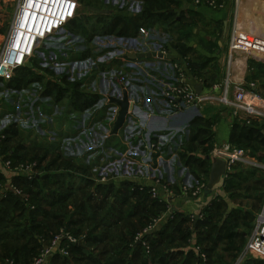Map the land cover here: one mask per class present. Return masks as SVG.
I'll use <instances>...</instances> for the list:
<instances>
[{
	"label": "crops",
	"instance_id": "crops-1",
	"mask_svg": "<svg viewBox=\"0 0 264 264\" xmlns=\"http://www.w3.org/2000/svg\"><path fill=\"white\" fill-rule=\"evenodd\" d=\"M16 1L17 0H15V4ZM173 1L174 5L171 7L175 8L176 6H181L179 4L177 5L176 0ZM132 2L137 6V11L133 13H131L128 9L118 10L114 6V3L110 0H99L97 5L94 7L89 6V16L86 19H89L91 23L90 25H93L91 29V34L93 36L91 35V39L102 34L105 36L110 34L115 36L118 34L117 36H120L119 33L121 32L126 33V35H122L125 39H138V30L140 28H144L151 31L153 36L152 42L158 44V48L162 49L160 51L165 54L164 58L149 56L150 58L146 60L152 62L153 66L160 68H162V65L165 63L176 64L181 70L184 80L188 85L194 89L196 86H200L199 92L195 89L197 93H207L213 86L222 85L226 79H229L232 86L243 84L250 88V85H253L255 92L260 94L258 90V88L261 87L259 79L262 75H264V0H224L223 7L215 11L203 6L195 7L192 5L191 1L187 3L185 7L181 8V12L176 18L172 16L174 15V12L169 10L166 14L165 21H160L155 18H153L152 21L151 17H153V15L150 10L147 12V15L149 14L148 19H150V21L147 22L146 25L141 26H138L139 24L137 22L144 20L143 15H146L143 13L145 12L144 0H132ZM91 9H97L104 12L96 14L92 12ZM113 17L116 18L115 23L109 19ZM171 18L174 20L170 23L167 22L170 21L169 19ZM11 19L12 15L8 22L4 39ZM79 19L80 17L78 15L74 20L77 21ZM86 19H84V21ZM106 19H109V22L106 21ZM128 20L130 23L127 25ZM159 22H161L164 26L166 25L167 28L171 29V31L173 30L175 33L176 31L183 33L180 31V28L183 26L185 28L186 26L188 29L183 34L185 36L191 35L195 42H190L185 46L177 44L178 35H171L167 28L161 30L163 27L157 25ZM119 23L122 24L121 28L117 29V27L114 32H111L110 30L112 26L115 24L118 25ZM125 27L127 28L124 29ZM73 37H75V35H73ZM233 37H235L237 41L236 44H238V48L233 49L232 60L229 61L228 57L230 53V44ZM90 47L93 50L94 47L91 42ZM87 51H91V49L89 48ZM191 51H193V54L196 56L203 57L204 59L192 60L190 58ZM84 52L90 53L86 52V50ZM92 52H95V50ZM82 53H77L76 57L81 58ZM189 62L198 66V71L194 72V74L187 68V63ZM258 65H261L263 68L262 71L257 69ZM141 99L144 102H137L131 107L132 123L134 126L140 127L139 129H141L143 137L157 136L166 138L164 143H167V146L163 147L162 156L160 159L154 158L151 163L154 166L153 170L156 171V173L163 180V183H165L174 193L173 197L164 202V204H166V206H164L166 211H164L161 216L167 213L168 217L162 223L157 225V228L154 229V231H159L161 224L167 223L169 219H173L177 215H181L182 217L190 216L189 218L193 221L190 222L192 223L191 227H193L192 232H194V223L197 220H202L204 209L207 207L214 209L215 207V212H218L221 216V221L217 224L218 226L216 225L217 227L215 230L223 233V228L226 229L227 225H229V222L226 223L229 218L235 221L239 220V218L234 216V210H240L241 207H245V205L251 207L253 205L257 206L258 204L257 209H255V206L253 207L254 217L251 216L253 223L247 226L248 232L244 233L246 241L240 245L237 244L240 251L232 264H243L244 261L245 263L248 261L247 264H264V260L256 258H247L239 262V259L254 229L256 217L261 212L264 205V171H253L254 173L246 175L245 173L247 170H252L241 165H235L231 168L232 174L235 172L238 174L240 170L242 174L236 177L235 187L232 189H226L224 187V180L229 175L227 173L215 186L211 194L205 196V189L208 182L212 159H210L209 156L207 157V155L203 156L200 152L202 151L200 147H198L199 151L197 148L195 149L198 151L199 155L197 154V158L194 160L197 159L201 162L202 160H205L209 164L207 177L199 175L201 173H197V171L200 172L199 165L201 162L198 165L194 163V161H189L188 163L187 160L189 157H192L193 153L189 152L186 149V146H184L187 153L184 152L183 149V153L179 157L178 152H180L181 149L176 146V141L180 142L184 137H186V134L188 137H191V134L193 133L204 136L203 139L201 138L199 143H203L204 141L206 142L207 140L214 142L212 147L215 144L218 146L225 144L234 146V140H238L244 144L246 141H244L242 135L245 133V129L252 128L254 130H260L261 136L255 143L257 145L259 142H262V144H259L258 148V153H260L259 156H253L249 150L243 148L241 149L245 150L250 157L264 164V120L253 119L250 121H244L232 116L227 109L213 105H206L200 107L199 109L191 108L178 112L172 116H166L163 114H157L152 107H149L144 95H141ZM193 123H197L198 126L193 127ZM128 127L127 131L131 129V126ZM66 131L63 123L61 132L65 134ZM127 131L126 133L128 134ZM121 138L122 136H117L114 140L121 143ZM129 141L131 144L135 143V141ZM191 143H194V141ZM107 149L109 152H112L114 149H118L120 151L123 150V152L125 151V154L127 155V150L129 148H127V145L125 147L122 145L117 147L116 144H113L108 146ZM177 156L179 161L176 160ZM134 161V167H132L135 170L134 175L128 177L125 173H121L118 180H111L107 182V185L113 187L119 185L121 187L118 189L119 191L121 189L124 190L125 188H123V185L127 183L135 186L132 187L131 190L138 189L139 185H142L145 189L150 188L153 184L151 176L146 174V170L143 169V165L139 163V161ZM125 164L127 170L131 163L125 162ZM193 165L197 166L195 169L196 171L192 168L194 167ZM0 169L2 170L0 174L8 177L5 179V183L0 184L6 185L12 176L9 175L8 171H6L1 164ZM198 181L204 182V187L199 195L195 198L183 197L184 188L187 189V187H191L189 188V191H195V185ZM94 183H97L96 180H94ZM257 186L259 188H257ZM241 190L247 192V196L246 194L242 195ZM6 199L8 198L0 196V202H4ZM112 201L114 202L113 199ZM196 205L200 210L194 212L193 209ZM68 211L71 213L75 211V204L74 206H68ZM39 212L41 211L27 209L22 211L20 208L7 209L0 211V217L7 218L13 222L17 221V223H22L25 226L26 231L32 235L33 241H37L38 247L51 248L53 246L52 243L48 244L47 241H45L41 244L42 239H38L36 231L46 233L47 235L44 238H48L55 232L56 226L53 225L52 220L48 221V219H43L41 216L42 214ZM161 216H159V218ZM220 216L217 218L219 219ZM235 232L237 235H242V232L238 227L235 229ZM200 233L201 231L198 232V234ZM151 234H153V232ZM187 243L188 244L183 249L185 256H181L178 261L185 260L186 256L191 251L196 254H200L201 247L199 248L196 246L195 235H192V238L187 240ZM65 248H67V246ZM71 249L72 248L67 249L66 255H63L61 252H59V255L55 258L53 255L50 259H48L47 264H85L82 261L75 262V253L73 254V251L75 252V250ZM91 250L96 254L100 252L99 247H93ZM202 255L204 254H201V256ZM8 256L0 254V262L3 261L2 258H6ZM102 258L103 257H99V259ZM129 258H131V256H129ZM6 259L8 260L4 259L1 264H20L19 262L14 263L13 259ZM138 263L139 261L137 264Z\"/></svg>",
	"mask_w": 264,
	"mask_h": 264
},
{
	"label": "built area",
	"instance_id": "built-area-1",
	"mask_svg": "<svg viewBox=\"0 0 264 264\" xmlns=\"http://www.w3.org/2000/svg\"><path fill=\"white\" fill-rule=\"evenodd\" d=\"M110 1L118 10L128 9L131 13L137 11V6L132 0ZM223 3L224 0H192L193 6H203L213 11L221 9ZM79 7L77 0L16 1L8 31L0 48V100L6 101L4 93H8V96H11L10 105L12 107L8 113L0 114V120H2L0 121V143L6 139V133L11 129L18 130L22 134H39V129L46 130V124H44L46 119L51 121L57 116L58 109L55 108L56 113L53 111L51 95L44 94L45 83H52L53 81L47 75L43 76V73L39 72L40 70L36 72L34 64L29 63L34 60L38 53L46 52L47 40L60 33L71 34L67 30V25L77 18ZM138 36V39H125L123 36L111 34L105 36L102 34L90 40L99 54L109 59L108 63L104 65L103 77L111 83V86L103 94L99 92L100 99L94 107H99L97 114L100 116V120L108 121L110 135L107 137L109 140H114L123 134L121 143H126L124 147L128 146V156L123 150L114 149L109 152L107 147L101 146L102 149L98 150L92 145L84 148L83 154L79 155L74 147L76 142L75 122L72 130L65 135L63 134L67 136L62 141V149L74 157H82L87 154L84 163L91 166V172L96 176V182L99 184L118 180L121 175V171L119 173L118 169L122 167H124L126 176L134 175L135 170L132 168L134 167V160L139 161L143 165V169L146 170V174L151 176L153 181L152 186L146 189L149 196L158 202H165L173 197L174 193L153 170L154 166L151 161L154 158L160 159L162 156L166 138L143 137L140 127L133 125L131 107L137 102H144L141 95L145 96L149 107H152L157 114L172 116L183 110L213 105L227 109L232 116L244 121L264 120V96L255 92L253 85H250V88L243 84L232 86L229 79H226L222 85L213 86L207 93H197L185 82L184 76L176 64L165 63L160 68L153 66L152 62L146 60L150 57L164 58L165 56L164 52L160 51L162 49L158 48V44L152 42L153 36L150 30L140 28ZM236 42L235 37H233L230 44L229 61L232 60L233 49L238 48ZM82 58L78 57L76 61H82ZM20 70L30 71L34 73L35 77L41 76L42 82L20 83L16 78V74ZM68 77L66 74L69 81L75 82V78L70 80ZM13 80L16 81V87H9ZM60 80L57 84H60ZM39 91L42 102L36 100V94ZM123 91L126 92L128 98V114L123 126L113 135L112 130L119 113V107L113 104L111 99L121 100ZM88 111L89 109L86 112ZM5 118L7 120L3 122ZM21 122H26V125ZM128 126H131V129L127 131ZM82 129L84 128L82 127ZM44 135L47 136L48 133ZM81 135L80 133L79 136ZM129 140L135 141V143L131 144ZM209 158L224 161L228 174L235 165L264 171V164L250 157L245 150L230 144L221 146L215 144L210 150ZM125 162L131 163L127 170ZM0 164L10 176H19L24 181H31L37 174L35 162L14 165L10 159L0 155ZM100 168L103 170L101 173ZM11 179L4 187L0 184V196H5L6 191H11L16 196H24L22 191L11 183ZM198 182H196L195 191H189L191 187L184 188L183 197H197L204 187L203 181ZM144 189L142 185H139L138 190L143 191ZM167 217L168 214L165 213L144 232H151ZM138 237L137 241L140 243L141 236ZM61 238L67 239L72 244L81 242L70 236H60L55 238L52 247ZM52 247L44 249L31 264H47V257ZM61 253L67 254L64 250H61ZM201 257L205 260L204 255ZM247 258L264 260V205L256 217L254 229L239 262Z\"/></svg>",
	"mask_w": 264,
	"mask_h": 264
},
{
	"label": "trees",
	"instance_id": "trees-1",
	"mask_svg": "<svg viewBox=\"0 0 264 264\" xmlns=\"http://www.w3.org/2000/svg\"><path fill=\"white\" fill-rule=\"evenodd\" d=\"M165 3L170 6L174 5L173 0H163L162 4H160L158 0H144L146 10L143 13L147 14V12L154 9L156 6L162 7ZM79 21L81 20H73L69 23L67 25L68 32L75 35V26H78ZM129 23L130 21L128 20L127 25ZM116 28L117 26L115 24L112 26L110 31L114 32ZM119 34L120 36L126 35V33L123 32ZM92 36L88 38L89 41ZM82 37L85 38L84 35ZM86 52L90 51L86 50ZM88 54L90 53L84 52L82 53V57L88 56ZM187 68L193 74L198 71V66L190 62L187 63ZM257 69L259 71L263 70L261 65H258ZM29 81L42 82V77L39 75L38 77H35L34 75L25 83H28ZM62 81L63 83L60 80V84L55 85H53V83H45L44 94H50L52 97L53 89H56V97H54V100L53 97L51 98L52 106L57 108V106L65 105L63 118L68 120L70 123L69 129L65 132L66 134L72 130L74 122H78L79 118L75 117V113L83 114L85 110L91 108L92 104L95 103L94 100L96 98L88 99L81 92H75V88L77 89L81 82H69L65 76L62 78ZM9 87H16V81H11ZM67 94L73 95V99H70L69 101L70 103H67L66 101V103L58 104L60 100H63L65 96H68ZM98 101L96 103H98ZM67 105L68 108L66 109ZM58 115L59 112L57 111V116L54 120H61V116L63 114L61 113L60 116ZM61 126L62 125H59V129ZM197 126V123H193V127ZM245 130L246 131L242 135V138L246 141V143L242 144L238 140H234L233 144L235 147L247 149L253 156H257L256 152L259 148V144H262V142H259V144H257L258 146L255 144L257 139L261 136L260 130H254L252 128H247ZM64 135L62 133L57 134L58 138L56 140V146L52 145V147L42 146V143H40L39 146L33 142L32 145H29V147H31V153H33L31 157L27 155L28 153L25 151L26 148L22 146L20 156H18L14 151H6L10 141L12 142V140L17 138L19 139V137L22 136V133L18 130L11 129L8 131L6 133V139L0 143V155H4L6 158L10 159L14 165L19 164V162H35L37 164V174L31 181H24L23 178L19 176L12 177L11 183L15 187L19 188L24 195H26L16 196L11 191H6L5 198L8 199L4 202H0V211L17 209V204L22 206V208H20L22 211L25 209L33 211L40 210L41 212L39 213L42 214V218H45L46 220L48 219V221L52 220L53 225L56 226V229L60 233L53 238H44L47 235L46 233L36 231L38 239H42L41 244L45 241H47L48 244L53 243L55 238L60 236H70L82 242V245L79 246L78 244H72L65 239L61 243L58 252L54 255V258L59 255L61 250L67 252L68 248H72L71 250H75V252L73 251V254L75 253V262L82 261L85 264H137L138 261V264H232L234 262L240 251L236 242L238 235L235 232V229H237L238 224L235 220L229 218L226 222H229V225H227L226 229L223 228V233L217 232L215 228L218 225L214 227L211 225L214 218L217 216L215 213L213 214V208L207 207L204 209L202 220L195 221L194 224L196 226L194 225V232H192L193 227L184 229L182 225L184 226L190 221L181 215H177L173 219H169L167 223L161 224L159 231H153V234L145 233L144 231L156 219H158L164 211H166L164 207L166 204L152 199L146 189L143 191H138V189L131 190V188L135 186L132 184L130 185L129 183L123 185V188H125L124 192L120 193L117 191L116 196H120L121 198H116L115 196L110 199L106 196V194L112 191L113 186L107 185V183H94L96 176L91 172V166L84 163L87 154H84L82 157H74L64 151L62 149V141L67 136ZM60 143L61 147L59 145ZM35 148H37L36 151L44 152V155L39 158L37 152H34ZM200 152L203 156L207 155V157L210 153V151L207 152L206 150H202ZM51 153L54 155L53 162L55 164L59 162L61 165L65 166L64 172L68 175L65 173H58L59 176H54L55 174L50 175L42 170L41 172L43 174L38 173L42 166L41 162L43 158ZM192 158L193 157L188 158V163L192 160ZM193 161L195 163L198 160L196 159ZM76 163L77 165H75ZM51 165L52 162H50V167ZM199 169V173H201L199 175L207 177L209 170V164L207 161L202 160L199 165ZM249 169L252 171L247 170L245 173L246 175L254 173L253 171H258V169ZM238 174L236 172L233 174L232 172L229 173L224 180V187L226 189H232L235 187L236 177L242 175L241 170ZM71 175L74 176L71 177ZM3 177L4 176L0 174V182H2V184L6 182ZM41 182H49L50 186L57 187L58 189L50 193L47 192L44 196H41L39 191L35 192L34 190L37 183ZM75 183L78 184L75 186ZM128 189H130V192H128ZM91 191L93 192L91 193ZM95 192H98L99 195L102 196V198L99 199V202H95L97 197ZM133 199L136 200V202L132 204L129 200L132 201ZM116 201L117 203H115ZM74 204L75 211L71 213L68 211V206H74ZM130 206H133L135 211L133 209H130L127 212L123 210L129 208ZM137 209L141 210L140 213H151L152 218L150 221H147L146 224H144V221H140L138 222L139 225L131 222V220L138 218L136 213ZM5 219L9 220L7 218L0 217V243L2 245H6V241H8V236L6 235H9L12 231H14V233H18V236L13 242H23L27 238H30L32 240V246H30V249H34L32 247H38L37 241H33L32 235L26 231V228L22 223H17V221L13 222L12 220L6 221ZM174 220L176 222L179 220L180 223L178 222V224H174ZM220 221L221 216L218 219V223ZM137 226L138 228L133 230V228ZM199 231H201L200 234H198ZM140 233H143L144 236L141 238L139 243L136 240V237ZM192 235H195L196 246L199 248L201 247L200 254H196L191 251L188 253L185 260L178 261L181 256H185V253L183 252L185 247H180V244L184 243L186 246L188 244L187 240L191 239ZM26 245H28L27 242L20 249L27 247ZM66 246L67 248H65ZM93 247H99L100 252L97 254L94 253L91 250ZM46 248L48 247H42L41 250L33 256L31 263ZM201 254L205 255V260L201 257ZM5 255H10L8 258L13 259L14 263L19 262L20 264H24L18 256V253ZM129 256H131V258H129ZM99 257L103 258L99 259ZM247 262L245 263L244 261L243 264H247Z\"/></svg>",
	"mask_w": 264,
	"mask_h": 264
},
{
	"label": "rangeland",
	"instance_id": "rangeland-1",
	"mask_svg": "<svg viewBox=\"0 0 264 264\" xmlns=\"http://www.w3.org/2000/svg\"><path fill=\"white\" fill-rule=\"evenodd\" d=\"M160 2V4H162L163 0H158ZM192 0H176L177 5H181V6H176L171 7L170 5H167L166 3L164 4V6L160 7V6H156L154 9L151 10V14L153 15V17H151V20L153 21V18L158 19L160 21H165L166 19V14L169 10H172L174 12V18L179 16V13L181 12V8L185 7L187 3L191 2ZM78 4H79V10H78V15L80 17L78 22V26H75V37H72L74 34H68V33H60L57 34L55 37H53L50 40H47V50L45 53H38L36 55V57L34 58V60L32 62H30L29 64H34V67L36 68V72L38 70H40V73H43V76H48L53 82V85L59 83L58 81L60 80L61 77L66 78V74L69 76L68 78L71 80L72 78H75V83L77 82H81L80 85H78L77 89L75 88V92H81L82 94H84V96H86L88 99L90 98H96L94 100V102L96 103L99 100L98 94L99 92H101L102 94L109 88V86H111V83L108 82L106 80V78L103 77V73H104V65H106L109 61V59L105 58L104 56H101V54H99V52L93 48V50L95 49V52H92V48L90 47V42L88 41V38L92 35L91 34V29L93 25H90V21L89 19H86L89 16L88 13V7L92 6L94 7L95 5H97V3L99 2V0H77ZM14 4H15V0H0V48L2 46L3 43V39H4V35L8 26V22L10 20V17L12 15L13 12V8H14ZM145 8V5H144ZM146 10V9H145ZM149 14L147 15H143L144 20L138 21L137 23L139 24L138 26L141 25H146L147 22L150 21V19H148ZM84 19H86L84 21ZM112 20L113 23H115L116 18H109ZM109 19H106V21H108ZM170 21L167 22H172L174 19L171 18L169 19ZM83 22V23H82ZM85 22V23H84ZM109 22V21H108ZM111 22V21H110ZM157 25L163 27L161 28H167L166 25H162L161 22H159ZM118 28L120 29L122 24H118L116 25ZM187 27L184 26L180 28V31H182L183 33L185 31H187ZM167 30L169 31V33L173 36L178 35V39L177 38V44H182V45H186L189 44L190 42H195V40H193L191 35H184L181 32L176 31L173 32V30L171 31V29L167 28ZM65 32V30H64ZM78 32V33H77ZM83 32V33H82ZM80 33V34H79ZM86 33V34H84ZM85 36L82 37L83 35ZM182 38V39H181ZM94 43V42H93ZM176 43V42H175ZM93 45V44H92ZM89 48L91 49L90 54L88 56H85L82 58V61H76L77 59V53H82L85 50H89ZM99 50V49H98ZM187 52V51H186ZM189 54V52H188ZM191 59L192 60H203V57H198L195 54H193V51H191ZM75 60V61H74ZM106 63V64H105ZM28 68V67H26ZM34 73L30 72V71H18L16 74V78L19 80L20 83H25L29 78L33 77ZM39 74V73H38ZM58 75H62V76H58ZM87 77V79L84 80V78ZM89 77V78H88ZM84 80V81H83ZM260 80V84L261 87L258 88L259 92L261 95H264V75L261 76ZM61 82L63 83V81L61 80ZM71 82V81H69ZM85 82V83H83ZM3 91H5L3 89ZM57 91L56 89H53L52 92V97L54 100V97H56ZM36 94V93H35ZM68 96H65L63 98V100H60V102L58 104H63V103H70V99H73V95L71 94H67ZM4 98L6 101L4 100H0V114H4V113H8V111L12 110V107L10 105V101H11V96H8V93H4ZM98 98V99H97ZM36 100H39L42 102L41 96H40V91L36 94ZM46 100V99H43ZM94 103V104H95ZM92 104L91 108H89V111L86 112L87 110L84 111L83 114H76L75 113V117L79 118L78 122H75L74 128H75V138H76V142H75V150H77V152L79 153V155H82L84 152V148H88V146L92 145V147H96L98 148V150H101V146L102 147H108L110 145L116 144L117 147H119L120 145L124 146V142L123 143H119L117 140H109L107 136L110 135V128L108 127V121L105 120H100V116L97 114L99 107H94L95 105ZM101 106V104H100ZM65 105H61V106H57L59 115H61V113L63 114L61 116V120L58 121V119L56 120H48V118L46 119V122L44 124H46V130L44 129H39L38 132H40L39 134H35L32 133L31 136H29V134H22V136L19 137V139H15L12 140V142L10 141L8 143V147L6 148V151L8 152V150L10 151H14L16 152V154L18 156H20V152L22 151V147L26 148V152L28 153V156H32L33 153H31V147H29V145H32L33 142H35L36 145L40 146V143H42V146H50L52 147V145L56 146V140L58 138L57 134H60L63 132H61V128L59 129V125L64 124L65 127V131L67 129H69V121L66 120L64 117V113H65ZM68 108V105L66 106V109ZM53 111L56 113L57 110H55L54 106H53ZM95 112V113H94ZM21 119V116H20ZM6 118L3 120V122H6ZM75 120V119H73ZM2 121V120H0ZM68 124H67V123ZM23 123V125H26V122H21ZM58 123V124H57ZM48 127V129H47ZM62 127V126H61ZM82 127L84 129H82ZM32 128V127H30ZM35 129V126H34ZM64 130V128H63ZM27 133V132H26ZM45 133H48L47 136H44ZM80 133L82 134L81 136ZM79 136V137H78ZM122 136V134H121ZM186 137H184L180 142L176 141V146H178L179 151L178 155L180 157V155L183 153V149L184 146H186V149L189 152H192V160L193 161L194 158H197V154H198V147H200L201 150H206L207 152L210 151L212 144L214 142H212L211 140H207L206 142L204 141L203 143H199L201 138L203 139L204 136L203 135H196V134H191V137H188V135H185ZM78 137V138H77ZM55 138V139H54ZM168 138V137H167ZM35 139V140H34ZM104 140V142L102 143V141ZM168 140V139H167ZM192 141H194V143H191ZM49 143V144H48ZM47 144V145H46ZM199 144V145H198ZM61 146V143L59 144ZM22 146V147H21ZM167 146V143L166 145ZM128 148V146H127ZM197 148L198 151H196L195 149ZM37 148L34 149V152H37L39 158L42 157L44 155V152H40V151H36ZM56 149V148H53ZM184 152L187 153V151ZM107 154H110L109 152H107ZM260 153H258V150L256 152V155H259ZM199 155V154H198ZM54 159V155L51 153L49 155H47L46 157L43 158L41 164V168L40 171L38 172L39 174H43L41 172L44 171L45 173L47 172L50 175L55 174L54 176H59L58 173L61 174H67L66 172H64V168L65 166L61 165V163L57 162V164H55L53 161ZM176 160L179 161L178 156L176 158ZM50 162H52V165L50 167ZM201 161H196L195 163L198 165ZM21 164V162H19ZM28 163V162H25ZM111 163H113V161H111ZM60 165V166H59ZM77 165V163L75 164ZM48 166V167H47ZM194 167H192L194 170L196 169L197 166L193 165ZM76 167V166H75ZM39 170V169H38ZM2 170L0 169V172ZM124 172V167L118 169V172L120 173ZM196 171V170H195ZM72 172V171H69ZM103 172L102 168H100V173ZM197 173H199V171H197ZM68 175V174H67ZM9 176V175H8ZM74 175H71V177H73ZM119 177V175L117 176V178ZM4 180L6 178H8L7 176L3 177ZM75 181V180H73ZM53 182V180H52ZM2 183V182H0ZM77 184L75 183V186ZM4 187V185L2 186ZM119 188H121L119 185H116L112 188V191L108 192L106 194V196H108L110 199L116 196L117 191L118 192H124V190H118ZM257 188H259L257 186ZM58 189L57 187H53L49 185V182H41V183H37L36 187L34 188L35 192L39 191L41 193V196H44V194H46L47 192H53L54 190ZM92 189V187H91ZM90 189V190H91ZM89 190V191H90ZM93 190V189H92ZM93 191H91L92 193ZM128 192H130V189H128ZM75 194V193H74ZM96 194V201L95 202H99V199L102 198V196L99 195L98 192H95ZM241 194L247 196V192H245L244 190H241ZM26 195V194H25ZM24 195V196H25ZM79 197V196H78ZM116 198H121L120 196H116ZM109 199V200H110ZM130 203H135L136 200H129ZM117 203V201L115 202ZM255 206V209H257L256 205H253L251 207H249L248 205H245V207H241L240 210H234V216L239 218L238 221H235L238 223V228L239 230H241L242 235H238V237L236 238V242L238 245H240L241 243H245L246 238L244 233L248 232L247 231V226L249 224H252L253 220L251 219V216L254 217V212H253V207ZM46 207V206H45ZM18 208H22V206L17 204V209ZM47 208V207H46ZM134 210L133 206H130L127 209H123L125 210V212H127L128 210ZM215 209V207H214ZM213 209L214 213L216 214V216H220L218 212H215V210ZM199 207L196 205L195 208L193 209V211H199ZM141 210L137 209L136 213H137V219L131 220V222L138 224V222L140 221H144V224H146L147 221H150V219L152 218L151 213H140ZM222 212V211H221ZM213 213V214H214ZM184 217V216H183ZM190 216H186L185 218L187 220H189L190 222L192 221V219L189 218ZM214 218V221L211 223L212 226H216L218 223V218ZM243 218V219H242ZM242 219V220H241ZM175 221V220H174ZM141 222V223H142ZM178 222L180 223V221L178 220L177 222L175 221L174 224H178ZM186 223L184 226L182 225V227L184 229L190 228L192 223ZM242 225V226H241ZM138 228L134 227V229ZM157 227H155L154 229H156ZM154 229L151 230V232L154 231ZM18 232V231H17ZM149 232V231H148ZM146 232V233H148ZM18 234V233H17ZM16 233H14V231H12V233H10L7 237L6 241V245H2L0 243V254H13V253H18V256L21 258V260L23 261L24 264H30L33 256H35L40 250V247H32L34 249H30L32 246L31 244V239L27 238L25 241L23 242H18L15 243L13 242L14 239L17 238ZM60 233L58 232L57 229H55V232L50 235L49 237L53 238L54 236L59 235ZM141 238L144 236L143 233H140L137 235V238H139L138 236ZM1 242V240H0ZM27 242L28 245H26L27 247L22 248V246H24V244ZM6 246V247H5ZM34 246V245H33ZM180 247H185L184 243L180 244ZM47 249V248H46ZM150 255V253H149ZM1 258V257H0ZM8 258V257H6ZM6 258H2V260H8ZM19 258V259H20ZM10 259V258H9ZM1 261V262H3ZM0 262V264H1Z\"/></svg>",
	"mask_w": 264,
	"mask_h": 264
},
{
	"label": "water",
	"instance_id": "water-1",
	"mask_svg": "<svg viewBox=\"0 0 264 264\" xmlns=\"http://www.w3.org/2000/svg\"><path fill=\"white\" fill-rule=\"evenodd\" d=\"M91 11L96 14H100L104 12V11L97 10V9H91ZM195 89L197 92H199L200 86H196ZM111 102L119 107V113L115 121L113 130H112V134L115 135L117 131L123 126L126 116L128 114L129 103H128L126 92L123 91V97L121 100L111 99ZM226 174H227L226 163L224 161L218 160V159L211 160L208 182H207L206 189H205V196L211 194L212 190L220 182L222 177H224V175ZM151 233L152 232H148V234H151ZM64 240H65L64 238H61L59 242L54 247H52L50 254L47 257V261L48 259H50L53 255H55L58 252L61 246V243ZM78 245L81 246L82 242H78Z\"/></svg>",
	"mask_w": 264,
	"mask_h": 264
}]
</instances>
